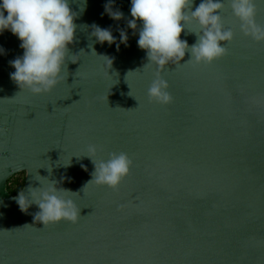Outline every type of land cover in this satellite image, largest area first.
<instances>
[{"label": "water", "instance_id": "95a60500", "mask_svg": "<svg viewBox=\"0 0 264 264\" xmlns=\"http://www.w3.org/2000/svg\"><path fill=\"white\" fill-rule=\"evenodd\" d=\"M255 6L264 27V0ZM69 7L76 30L67 77L48 93L10 79L9 62L23 49L9 30L0 33V264H264V42L244 36L225 3L227 54L195 65L186 52L165 66L173 101L162 106L147 97L157 65L137 45L141 23L128 27L131 0ZM93 25L115 43L97 42ZM187 27L199 32L195 22ZM180 39L196 42L191 33ZM90 144L96 160L132 159L116 190L89 183L82 191L93 178ZM18 172L23 183L11 194L7 180ZM37 175L73 192L61 195L80 209L77 223L44 227L34 221L37 205L20 211L15 198L42 187Z\"/></svg>", "mask_w": 264, "mask_h": 264}, {"label": "clouds", "instance_id": "9594fccd", "mask_svg": "<svg viewBox=\"0 0 264 264\" xmlns=\"http://www.w3.org/2000/svg\"><path fill=\"white\" fill-rule=\"evenodd\" d=\"M225 3L239 21L244 36L254 42H264V27L255 20V0H202L194 11L191 10L193 0H131L132 19L128 21V27L135 30L137 21L141 23L137 45L146 51L147 64L157 65V72L147 89L150 103L163 106L173 101L168 83L161 77L160 71L169 64L179 65L186 52L190 53L186 63L195 65H209L227 54L226 44L231 42L233 32L231 28H225L220 15ZM106 11L114 20L122 17L119 11L111 12L108 7ZM75 18L76 13L69 7V0H0V33L9 30L20 40V48L23 49L22 57L9 62L15 69L10 73V79L20 90L44 94L66 79L62 72L67 69L68 45L74 40ZM192 22L198 25L199 32L187 27ZM182 32L185 35L194 34L196 42L189 46L186 40L180 39ZM92 35L101 44L115 43L109 29L93 25ZM127 39L126 33L121 31L120 43L126 45ZM3 132L0 129V134ZM96 151L97 146L90 144L84 155L93 163L94 171L91 173L93 178L82 191L89 183L116 190L128 175L132 159L125 152H113L109 153L107 160H96ZM81 167L84 165L81 164ZM41 178L37 175L36 179L42 187H29L28 196L23 191L18 193L15 199L20 211L26 212L31 204L37 205L40 211L35 214L34 221L42 223L44 227L61 221L77 223L81 217L80 209L73 200L61 195L73 192L57 189L55 181L49 182L45 178L47 186H44Z\"/></svg>", "mask_w": 264, "mask_h": 264}, {"label": "trees", "instance_id": "16d2710c", "mask_svg": "<svg viewBox=\"0 0 264 264\" xmlns=\"http://www.w3.org/2000/svg\"><path fill=\"white\" fill-rule=\"evenodd\" d=\"M24 179V172H18L12 175L8 180L6 184L7 190L11 193L14 194L16 193L22 186Z\"/></svg>", "mask_w": 264, "mask_h": 264}]
</instances>
